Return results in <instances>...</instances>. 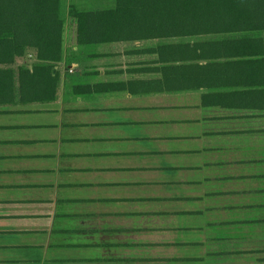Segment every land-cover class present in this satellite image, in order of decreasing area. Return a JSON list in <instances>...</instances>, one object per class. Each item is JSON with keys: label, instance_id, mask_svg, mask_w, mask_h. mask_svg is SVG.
I'll return each instance as SVG.
<instances>
[{"label": "crops", "instance_id": "0c3cea01", "mask_svg": "<svg viewBox=\"0 0 264 264\" xmlns=\"http://www.w3.org/2000/svg\"><path fill=\"white\" fill-rule=\"evenodd\" d=\"M69 21L60 61L0 66V264H264V29Z\"/></svg>", "mask_w": 264, "mask_h": 264}, {"label": "trees", "instance_id": "16d2710c", "mask_svg": "<svg viewBox=\"0 0 264 264\" xmlns=\"http://www.w3.org/2000/svg\"><path fill=\"white\" fill-rule=\"evenodd\" d=\"M65 1L0 0V66L14 64L30 48L37 50L39 60L60 61L67 21ZM73 20L80 44L254 31L264 29V0H116L110 8L79 10ZM10 72L0 69V81H8Z\"/></svg>", "mask_w": 264, "mask_h": 264}, {"label": "rangeland", "instance_id": "374dc122", "mask_svg": "<svg viewBox=\"0 0 264 264\" xmlns=\"http://www.w3.org/2000/svg\"><path fill=\"white\" fill-rule=\"evenodd\" d=\"M74 1H76L77 3H84V4H88L87 2H96L97 4L98 3H100V4H107L106 6H108V5H112L113 3L112 2H110V1H112V0H74ZM66 2V17H67V19L69 18L70 19V21H69V27L71 28V29H73V26H74V21H73V19H74V16H75V14H76V12L77 11H79V10H82V9H80V8H77V7H75L74 9L73 8H70V6H69V2H70V0H66L65 1ZM71 9H73V11H71Z\"/></svg>", "mask_w": 264, "mask_h": 264}]
</instances>
